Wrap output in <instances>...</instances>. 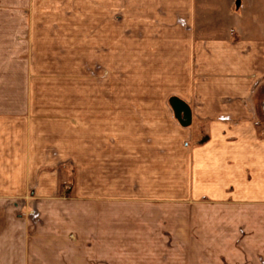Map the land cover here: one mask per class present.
<instances>
[{
	"label": "crops",
	"instance_id": "1",
	"mask_svg": "<svg viewBox=\"0 0 264 264\" xmlns=\"http://www.w3.org/2000/svg\"><path fill=\"white\" fill-rule=\"evenodd\" d=\"M41 2L63 19L71 7L89 13L81 38L140 41L131 70L158 74L137 82L145 95L94 97L93 126L75 140L64 99L30 118L0 110V264L42 262V247L52 264H72L81 241L76 263L176 264L134 254L152 228L164 235L167 204L180 209L175 240L188 232L209 249L195 263L264 264V0L251 17L238 0L237 33L215 31L199 0ZM71 159L73 198L53 171Z\"/></svg>",
	"mask_w": 264,
	"mask_h": 264
},
{
	"label": "rangeland",
	"instance_id": "2",
	"mask_svg": "<svg viewBox=\"0 0 264 264\" xmlns=\"http://www.w3.org/2000/svg\"><path fill=\"white\" fill-rule=\"evenodd\" d=\"M41 1L44 0H0V110L4 109L7 112L14 110L30 118L33 117L32 112L39 113L41 108L46 106V102L61 111L63 105L61 100L64 99L69 107L71 138L75 140L79 125L85 127V130L93 126L94 97H124L128 93L131 94L132 89L134 95H145L147 91L138 89L137 82L155 79L158 73L131 70L130 64L142 63V56L136 52L142 50L138 47L141 45L140 41L133 44V41L131 43L126 39L81 38L80 36L84 35L81 30L83 24L80 26L79 22L89 13L84 14L80 12L83 9L71 7L68 9L69 16L63 19L60 13H56L59 11L58 8H46ZM243 1L245 4L243 10L251 17L255 0ZM199 2V6L207 11V16L212 18L215 31L224 32L229 28L237 30L235 27L238 24L239 11L240 14L243 13L238 0ZM67 28L69 33H66ZM130 48L135 51L131 52ZM52 101H59L61 105L51 103ZM4 102H8L7 105ZM190 123L186 127H189ZM75 161L76 159H71L67 166L54 167L53 170L61 179L60 191L69 194V198H73L77 183L78 169ZM164 211L166 224L164 235L152 228L144 237L146 246L149 247L144 249L135 247L134 254L147 255L153 258V261L165 258V263L175 258L176 264L181 260L183 262L180 264H197L195 258L204 257L209 249L206 250L196 240H191L188 232H183L182 242L175 240L172 226L180 209L167 204ZM150 215L151 223L159 218L157 211ZM28 219L35 224L41 220L36 213H29ZM202 235L204 237L205 233ZM83 242L71 245L69 260L75 261L74 263L71 261L72 264H81L76 262L80 260L79 256L84 255ZM42 248L45 256L42 257V262L35 259L27 264H52L49 262L52 261V257L48 255L50 253H46V248ZM8 251L9 255L5 257L14 255V259L21 255L19 248L13 251L14 254H11V249ZM87 254H94L93 246L89 251L87 249ZM0 255V259H3L4 255ZM198 264L217 263L205 261Z\"/></svg>",
	"mask_w": 264,
	"mask_h": 264
},
{
	"label": "water",
	"instance_id": "3",
	"mask_svg": "<svg viewBox=\"0 0 264 264\" xmlns=\"http://www.w3.org/2000/svg\"><path fill=\"white\" fill-rule=\"evenodd\" d=\"M178 119H179L180 122H182V124L184 126H186V125H188L190 123V118H189V115H188L187 111L184 112V116H183L182 119L180 117H178Z\"/></svg>",
	"mask_w": 264,
	"mask_h": 264
}]
</instances>
